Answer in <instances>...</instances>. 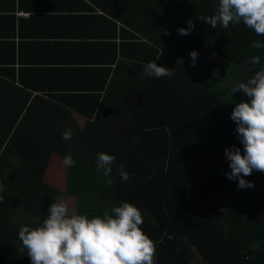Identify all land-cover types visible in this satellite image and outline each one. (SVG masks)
Wrapping results in <instances>:
<instances>
[{
  "label": "trees",
  "instance_id": "trees-1",
  "mask_svg": "<svg viewBox=\"0 0 264 264\" xmlns=\"http://www.w3.org/2000/svg\"><path fill=\"white\" fill-rule=\"evenodd\" d=\"M89 1L113 28L104 34V89L53 106L31 100L26 108L23 98L12 112L0 106V264H30L18 251L19 227L42 221L60 196L89 217L121 202L136 205L156 244V264H264V173L253 171L244 179L254 187L238 189L225 176L224 156L233 144L243 153L230 113L248 97L230 90L264 66V48L252 47L264 36L243 23L222 29L201 21L215 14L218 0ZM189 19L195 29L178 34ZM253 55L260 64L245 68ZM150 60L174 76L146 77ZM34 106L41 111L31 112ZM100 152L115 156L108 178L95 168ZM69 154L76 163L65 166L64 184L45 181L52 156Z\"/></svg>",
  "mask_w": 264,
  "mask_h": 264
},
{
  "label": "clouds",
  "instance_id": "clouds-1",
  "mask_svg": "<svg viewBox=\"0 0 264 264\" xmlns=\"http://www.w3.org/2000/svg\"><path fill=\"white\" fill-rule=\"evenodd\" d=\"M211 28L219 24L226 29L230 24L243 23L256 35L264 36V0H218L215 14L199 16ZM188 27L177 29L180 35H190L195 29L191 19ZM165 35L170 32L165 30ZM252 47L264 48V43L254 41ZM191 66H196L199 53L192 50L188 53ZM159 56L157 57V59ZM175 64L183 65L178 57ZM260 64V56L253 55L244 64L255 67ZM172 69V68H171ZM170 68L150 60L143 65V74L148 78L173 77ZM242 92L248 100H240L230 113L235 122V132L243 145L233 144L224 149L230 172L225 176L237 183L238 189L252 188L253 182L244 179L253 171L264 173V66L256 70L247 82L236 83L230 95ZM72 130L62 133L64 140H70ZM76 161L69 154L63 158V164L73 167ZM115 156L100 152L96 156L95 168L103 172L105 178L110 177ZM122 181L130 177L121 165L118 168ZM108 184L112 180L106 179ZM0 183V193L3 192ZM3 196H0L2 202ZM143 217L140 209L130 202H121L105 210L102 215L80 214L72 210L66 200H55L47 208V215L42 221L33 220L32 225L19 227L18 238L22 246L18 249L21 255L27 254L30 264H156V244L142 230Z\"/></svg>",
  "mask_w": 264,
  "mask_h": 264
},
{
  "label": "crops",
  "instance_id": "crops-1",
  "mask_svg": "<svg viewBox=\"0 0 264 264\" xmlns=\"http://www.w3.org/2000/svg\"><path fill=\"white\" fill-rule=\"evenodd\" d=\"M104 16L89 0H0V106H53L103 90L104 34L113 31Z\"/></svg>",
  "mask_w": 264,
  "mask_h": 264
},
{
  "label": "rangeland",
  "instance_id": "rangeland-1",
  "mask_svg": "<svg viewBox=\"0 0 264 264\" xmlns=\"http://www.w3.org/2000/svg\"><path fill=\"white\" fill-rule=\"evenodd\" d=\"M76 119L80 124L83 123L82 118L77 117ZM65 169L66 168H65V165L63 164V157H61L59 155H53L51 160H50V163L47 167V170L45 172L44 180L48 181L50 183L57 184V185H60L61 183L64 184V182H65ZM56 200L57 201L58 200H66L73 210L74 200L72 198L70 199L67 196H60Z\"/></svg>",
  "mask_w": 264,
  "mask_h": 264
}]
</instances>
